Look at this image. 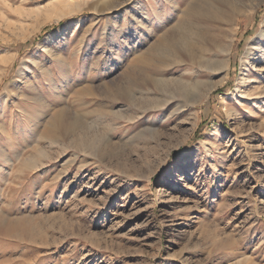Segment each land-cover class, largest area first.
Returning a JSON list of instances; mask_svg holds the SVG:
<instances>
[{
	"label": "rangeland",
	"instance_id": "1",
	"mask_svg": "<svg viewBox=\"0 0 264 264\" xmlns=\"http://www.w3.org/2000/svg\"><path fill=\"white\" fill-rule=\"evenodd\" d=\"M260 7L0 0V264H264Z\"/></svg>",
	"mask_w": 264,
	"mask_h": 264
},
{
	"label": "bare ground",
	"instance_id": "2",
	"mask_svg": "<svg viewBox=\"0 0 264 264\" xmlns=\"http://www.w3.org/2000/svg\"><path fill=\"white\" fill-rule=\"evenodd\" d=\"M58 2V1H57ZM194 4V3H193ZM51 5V4H50ZM58 5V4H57ZM79 5V4H78ZM53 7H54V5H53ZM190 8H192V7H190ZM50 11V10H49ZM193 11V10H192ZM47 12V11H46ZM61 12V11H60ZM66 12V11H65ZM52 13V12H51ZM64 13H59V14H57L56 15V18H59V17H61L62 15H63ZM187 14V13H186ZM45 15V14H44ZM193 18V17H192ZM46 20V19H45ZM192 19L189 17L188 19L186 18V20H185V24L184 25H182V28L184 29V30H182V28H181V30L179 31V32H181V34L183 35V34H185L186 32H188L189 30V28H190V26H191V24H192V21H191ZM196 21V20H195ZM195 24V23H194ZM263 25H264V21H263ZM192 28V27H191ZM195 28V27H194ZM38 29V28H37ZM197 30V29H196ZM178 33V32H177ZM188 36V35H187ZM189 37V36H188ZM258 37H260L258 40H256V42H255V46L252 48V52L253 51H256V52H259L260 50H262V52L264 53V28H263V32H261V34L260 35H258ZM167 51H169V52H172V53H174L175 54V52H176V49H174L173 50V48H169V47H167V46H163V48L161 49V53H160V55H162L164 52H167ZM252 52H248L244 57H243V65L244 66H246V62H247V57L249 56V55H251L252 54ZM180 54V53H179ZM13 56L14 55H9V56H0V64L2 65V66H5L6 67V65L8 64V62H10V60L13 58ZM178 56V55H177ZM176 56V57H177ZM163 58V57H162ZM177 58H181L182 59V57H177ZM166 59V58H165ZM174 60H176V58L174 59ZM156 62H158V60L156 61ZM227 63V62H226ZM157 64V63H156ZM168 64V63H167ZM225 70V69H224ZM21 72V71H20ZM138 74V73H137ZM142 75V74H141ZM141 77V76H140ZM145 77V76H144ZM128 79V78H127ZM138 79V78H137ZM226 79V75H224L218 82H215V84H217V83H222V82H224V80ZM130 80V79H129ZM134 80H136V79H134ZM133 80V81H134ZM154 80V79H153ZM164 80V79H163ZM142 81L143 82H146L147 81V78H143L142 77ZM159 83H161L160 81H158ZM165 82V81H164ZM158 83V84H159ZM163 83V82H162ZM143 84H145V83H143ZM136 85H138L137 83H136ZM132 86V85H131ZM142 87H143V85H142ZM147 87V86H146ZM159 87V86H158ZM126 88V87H125ZM149 88V87H148ZM120 89V88H119ZM109 90V89H108ZM125 90V89H124ZM149 90V89H148ZM259 90V89H258ZM257 90V91H258ZM126 91V90H125ZM111 92V91H110ZM143 93H144V91H142ZM141 92V93H142ZM259 92V91H258ZM124 93V92H123ZM127 93V92H126ZM134 93V92H133ZM140 93V94H141ZM148 93V92H147ZM110 94V93H109ZM131 94V93H130ZM139 94V95H140ZM149 94H151L150 92H149ZM256 94V93H255ZM129 95V94H128ZM138 95V96H139ZM141 95H143V94H141ZM130 96V95H129ZM132 96V95H131ZM137 96V97H138ZM149 96V95H148ZM134 97V96H133ZM136 97V98H137ZM141 97V96H140ZM150 97V96H149ZM132 98V97H131ZM143 98H144V96H143ZM137 99H139V98H137ZM145 99V98H144ZM149 99V98H148ZM133 100H134V98H133ZM141 100V99H140ZM143 100V99H142ZM146 100V99H145ZM150 101V100H149ZM148 101V103H150ZM136 102H137V100H136ZM67 115V114H66ZM81 115V114H80ZM121 115V114H120ZM124 115V114H123ZM65 116V115H64ZM68 119H73L72 121V123L74 124V125H77L76 123L78 122V118L76 117V116H71V115H69V116H67L66 117V119H59V122L57 123L58 125H57V128L58 129H63L64 128V126H65V122H67V120ZM82 120V119H81ZM69 121V120H68ZM82 124V123H81ZM105 124V123H104ZM109 124V123H108ZM107 124V125H108ZM76 127V126H75ZM108 127V130H110V128L112 127L111 125H108V126H106V128ZM86 131H88V130H86ZM104 131V130H103ZM78 132V131H77ZM98 134V132H94L93 134H91V135H88V132H85L84 134H81L80 136L79 135H77V136H75V138L73 139V146L78 150V151H81V152H88V153H90V154H94L95 155V151L94 150H96L95 149V145H96V142H104V143H108L110 140H109V138H110V133H108V132H104V134H101V135H99ZM62 143V142H61Z\"/></svg>",
	"mask_w": 264,
	"mask_h": 264
},
{
	"label": "trees",
	"instance_id": "3",
	"mask_svg": "<svg viewBox=\"0 0 264 264\" xmlns=\"http://www.w3.org/2000/svg\"><path fill=\"white\" fill-rule=\"evenodd\" d=\"M263 13H264V8H263V7H260V8L257 10V12H256V18H259V17L261 16V14H263ZM62 21H64V19L60 20V22H62ZM256 21L258 22L259 20H256ZM257 22H255V23H257ZM52 26H53V25L45 26V27L42 29V32L48 30V29L51 28ZM228 85H230L229 82H228L226 85H224V86H222V87H220V88L214 90V91L211 93V96H214V95H216L217 93L224 91ZM205 122H206V120L202 121V122L197 126V128L195 129V131H194V133H193V135H192V140H196V139L199 138V136L201 135V132H202L201 128H202V126H203V124H204Z\"/></svg>",
	"mask_w": 264,
	"mask_h": 264
}]
</instances>
